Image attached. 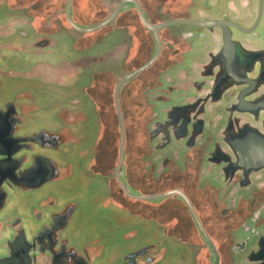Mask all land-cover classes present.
I'll list each match as a JSON object with an SVG mask.
<instances>
[{
  "label": "flooded vegetation",
  "instance_id": "af4514ba",
  "mask_svg": "<svg viewBox=\"0 0 264 264\" xmlns=\"http://www.w3.org/2000/svg\"><path fill=\"white\" fill-rule=\"evenodd\" d=\"M0 11V264H264V0Z\"/></svg>",
  "mask_w": 264,
  "mask_h": 264
},
{
  "label": "rangeland",
  "instance_id": "374dc122",
  "mask_svg": "<svg viewBox=\"0 0 264 264\" xmlns=\"http://www.w3.org/2000/svg\"><path fill=\"white\" fill-rule=\"evenodd\" d=\"M2 13L3 12L0 11V18H2V16H3ZM159 67H160L159 65H155L152 70H149V71L141 74L140 80L137 82V85L146 84V80H144V78H146L149 74L155 73V75H154L156 77L155 80H157L158 77H162V72H161V70H160ZM35 84L36 85L37 84H40V86H42V88L40 89V92H38L37 94L35 93L36 94V97L41 96L43 98L45 96H43L42 94H45V95L48 96V99L51 100L53 97L54 98H57L60 95V94H58L59 93L58 92V89H55V88H57V86H54L53 87L52 85H48V84H45L43 82H38L37 83V81L35 82ZM137 85H133V86L136 88ZM31 87H32L31 90L36 89L35 88L36 86L34 85V83H31ZM122 93H123V90H122ZM46 98L47 97H45V99ZM129 98L130 99H135L131 95H129ZM48 99H46V100H48ZM130 103H133V106H131L129 108V113H128V115H129V117H128V120H129V135H128L129 145H130V141L136 140V136L138 138L137 140H144L143 134L139 133L140 131L138 132L137 129H136V127H137V122H136L137 117L135 116V111H134L135 102H130ZM46 105H47V102H46ZM46 105L44 106L45 109H46L45 110L46 115H44V117L42 119H40L41 120V124L44 125V126H49V123L51 122V126H52V125H54L56 123V122L54 123L53 122L54 120H52V116L51 115H52L53 111L52 110H48V106H46ZM123 108H124V104H123ZM47 114H49L50 117ZM54 115H53V118H54ZM112 134H114V130H113ZM215 179H216L215 176H212V177L209 178V180H213V181ZM173 183H177V182H173ZM189 185L190 184L188 183V186ZM191 185H194V184H191ZM87 188L88 187H87V184H86V187L84 189V192H79V196L82 195L79 198V202L80 203H84V205L86 206L85 209H84V212H85L84 214L86 216L85 218H88V216H89L91 218L92 222L95 224V222L98 221V219H102V218L105 219V218L109 217L110 215H109V213L102 212V211H98V213L95 212L96 214L95 213H93V214L91 213V215L89 214L90 213V210H89L90 208L87 207V202H90L91 201V194L88 192ZM188 189H189V187H188ZM189 191H190V189H189ZM87 192L90 195V197H88V198L84 197V195H86L85 193H87ZM186 193H187V191H186ZM175 200H177V201L174 202V205H179L178 203H181V199H175ZM118 217H120V215ZM226 220H224V221H226ZM129 221H131V220H129ZM129 221L123 222L125 224V226L128 225ZM223 224L226 225V223H224V222H223ZM91 226L92 225L90 223H87V225H84L83 223H80L79 231H81V237L79 238V241H82V239L84 238V236L91 231ZM96 229H100V228L96 225ZM226 231L229 232V233H231V234L234 232L235 236H236V233L243 232L239 227H237L236 229L235 228H232V227L231 228L224 227L223 232L225 233ZM117 237H118V235H117Z\"/></svg>",
  "mask_w": 264,
  "mask_h": 264
},
{
  "label": "water",
  "instance_id": "95a60500",
  "mask_svg": "<svg viewBox=\"0 0 264 264\" xmlns=\"http://www.w3.org/2000/svg\"><path fill=\"white\" fill-rule=\"evenodd\" d=\"M173 25V24H172ZM143 70L137 72V74H135L134 76L138 75L139 73H141ZM124 141H125V131H124V127L122 126V149H123V144H124ZM122 157H123V153H122ZM122 159H121V163H122Z\"/></svg>",
  "mask_w": 264,
  "mask_h": 264
}]
</instances>
